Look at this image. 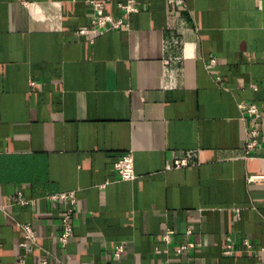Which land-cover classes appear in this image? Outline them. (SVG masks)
<instances>
[{
    "label": "crops",
    "instance_id": "obj_1",
    "mask_svg": "<svg viewBox=\"0 0 264 264\" xmlns=\"http://www.w3.org/2000/svg\"><path fill=\"white\" fill-rule=\"evenodd\" d=\"M126 1L0 0V264H264V0Z\"/></svg>",
    "mask_w": 264,
    "mask_h": 264
},
{
    "label": "built area",
    "instance_id": "obj_2",
    "mask_svg": "<svg viewBox=\"0 0 264 264\" xmlns=\"http://www.w3.org/2000/svg\"><path fill=\"white\" fill-rule=\"evenodd\" d=\"M110 0H87L89 4H91L94 8V16L92 20V26L91 27H81L78 31L79 34H89V33H98V32H105L110 29H118L127 26L123 20L122 17H115L111 13L106 12V4ZM118 6L127 14L139 11L140 7L137 3V0H127L126 2H121L118 4ZM241 110L244 113H249L255 117V120L262 119V113L259 109V106L255 103H248V104H241L240 105ZM258 138H259V132L256 128L252 129L251 131V138L248 140L247 143V149L248 153L256 148L258 144ZM180 163L177 162V165ZM115 169L118 172L120 178L122 180H134L137 178V174L135 171L134 166V157L132 154L125 155L124 157L120 158L116 164ZM61 197L64 198H70V202L73 204L76 202V198L74 196V193L69 194H62ZM29 201L27 200H20L21 204H27ZM7 208V204L0 201V209L5 210ZM73 208H70L64 215V231L61 234V242L63 246L67 245L69 238L72 236L73 233ZM23 229L25 231V238L26 241L33 247L37 243V236L30 224H24L22 225ZM163 239L165 242L170 243L171 241V231L168 230L164 236ZM245 244L251 248V244L249 241H245ZM189 249L188 245H183L176 248V252L178 254H185ZM122 247H118L115 256H120L122 252ZM234 251V241L232 239H229L227 248L224 250L225 254H231ZM160 252V250H158ZM21 262H24V258H20ZM47 261L44 260L43 264H46ZM156 264H164L161 262H158Z\"/></svg>",
    "mask_w": 264,
    "mask_h": 264
}]
</instances>
